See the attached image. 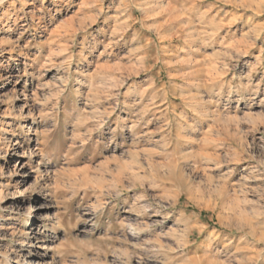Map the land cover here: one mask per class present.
<instances>
[{
	"label": "rangeland",
	"instance_id": "374dc122",
	"mask_svg": "<svg viewBox=\"0 0 264 264\" xmlns=\"http://www.w3.org/2000/svg\"><path fill=\"white\" fill-rule=\"evenodd\" d=\"M6 80L0 264H264V0H0Z\"/></svg>",
	"mask_w": 264,
	"mask_h": 264
},
{
	"label": "bare ground",
	"instance_id": "6f19581e",
	"mask_svg": "<svg viewBox=\"0 0 264 264\" xmlns=\"http://www.w3.org/2000/svg\"><path fill=\"white\" fill-rule=\"evenodd\" d=\"M10 52H12V49H10ZM85 57H82V55H79V60H84ZM14 60H17V58L14 57ZM9 80H6L2 83V85L0 86V88L7 86V84H9L10 82H8ZM24 99V98H23ZM25 126V125H22ZM29 130L30 126H26ZM32 127V126H31ZM28 235V234H27ZM26 236V235H25ZM28 236L25 237V239H27ZM30 238L33 239V241H36L38 244L35 245L34 248H32L31 250H29L26 254V256H28L27 258L29 259H25L23 260V263L25 264H44V259L46 257V251L45 252H41L40 248L42 250H45L46 244L45 241H47L46 239L43 240V234H41L38 231H32V235L30 236ZM31 240V239H30ZM26 243V241H24ZM31 242H28L29 245ZM24 256V255H23Z\"/></svg>",
	"mask_w": 264,
	"mask_h": 264
}]
</instances>
